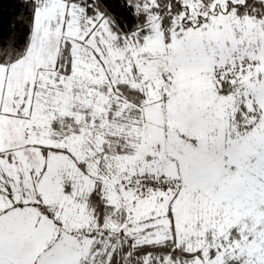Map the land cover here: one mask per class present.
Instances as JSON below:
<instances>
[{
	"label": "snow or ice",
	"instance_id": "obj_1",
	"mask_svg": "<svg viewBox=\"0 0 264 264\" xmlns=\"http://www.w3.org/2000/svg\"><path fill=\"white\" fill-rule=\"evenodd\" d=\"M13 2L0 264H264V0Z\"/></svg>",
	"mask_w": 264,
	"mask_h": 264
},
{
	"label": "trees",
	"instance_id": "obj_2",
	"mask_svg": "<svg viewBox=\"0 0 264 264\" xmlns=\"http://www.w3.org/2000/svg\"><path fill=\"white\" fill-rule=\"evenodd\" d=\"M16 4L13 0H0V29L7 30L14 21Z\"/></svg>",
	"mask_w": 264,
	"mask_h": 264
}]
</instances>
